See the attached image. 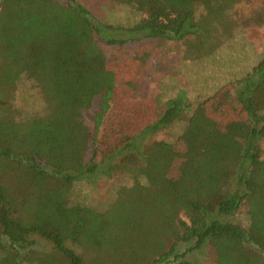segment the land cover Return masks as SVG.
I'll return each mask as SVG.
<instances>
[{"label": "trees", "instance_id": "trees-1", "mask_svg": "<svg viewBox=\"0 0 264 264\" xmlns=\"http://www.w3.org/2000/svg\"><path fill=\"white\" fill-rule=\"evenodd\" d=\"M111 1L141 18L114 26L78 0H0V264H191L177 261L206 246L217 264H264V59L206 101L180 91L104 155L97 134L118 84L136 71L115 72L97 38L125 46L194 36L197 48L219 45L245 0ZM243 18L245 28L263 26L264 6ZM116 55L127 68L137 64L127 51ZM20 86L27 104H16ZM220 96L240 109L237 122L219 117ZM97 97L91 133L82 112ZM181 120L175 142L150 140ZM120 173L134 184L107 207L71 200L76 183ZM36 235L55 253L38 251Z\"/></svg>", "mask_w": 264, "mask_h": 264}, {"label": "rangeland", "instance_id": "rangeland-1", "mask_svg": "<svg viewBox=\"0 0 264 264\" xmlns=\"http://www.w3.org/2000/svg\"><path fill=\"white\" fill-rule=\"evenodd\" d=\"M98 21L104 24L131 27L141 17L132 9L121 6L111 0H78ZM264 0H245L237 3L230 12L231 19L236 26L231 27V37L223 36L221 44L209 42L206 46L195 47L194 36L183 41H169L161 38L143 39L139 42H129L125 46H111L97 38L99 47L103 50L107 60L112 62L115 72L136 70L133 82L119 83V91L113 96L115 106L111 108L97 134L103 140L101 148L103 155L113 144L119 142V135H132L145 126V123L162 114L170 99L184 90L190 101L197 104L208 100L218 89L226 84H232L243 77L254 64L264 59V25L245 28L238 23H245V18L254 10L264 6ZM227 34V33H225ZM127 51L128 56L137 59L136 65L127 68L116 53ZM115 60L112 61V58ZM122 60V61H121ZM133 73V72H132ZM24 86H20L16 104H25L28 98L24 93ZM224 95V94H223ZM228 96H233L229 94ZM220 96L214 104L219 117L228 124L237 122L241 116L240 109L230 98ZM101 98L97 97L91 108L82 112L83 119L91 133L95 132V118L101 113ZM27 104V103H26ZM43 108L41 102L35 104V110ZM119 108V109H118ZM118 109V110H117ZM117 110V111H115ZM211 110H214L211 107ZM186 120L175 122L172 126L159 133L150 140L175 142L186 127ZM123 132V133H122ZM103 138V139H102ZM264 157V140L262 141ZM133 176L120 173L113 178L94 176L74 185L71 200L85 206L97 209L107 207L117 196L120 189L131 187ZM240 220L246 225L248 220L244 212ZM38 251L54 254L52 243L33 236ZM186 247L181 248L183 252ZM187 261L191 264H217L215 250L206 246L201 250L188 253L177 262ZM24 264H38L35 260H25Z\"/></svg>", "mask_w": 264, "mask_h": 264}]
</instances>
